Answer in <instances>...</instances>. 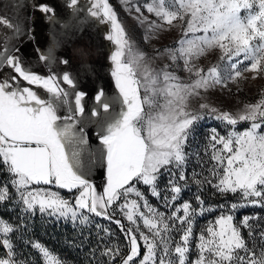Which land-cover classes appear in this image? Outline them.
Wrapping results in <instances>:
<instances>
[{
  "label": "snow or ice",
  "instance_id": "snow-or-ice-1",
  "mask_svg": "<svg viewBox=\"0 0 264 264\" xmlns=\"http://www.w3.org/2000/svg\"><path fill=\"white\" fill-rule=\"evenodd\" d=\"M121 4L129 14H136L141 26L147 25L145 42L162 31L180 28L176 46L149 57L128 36L109 0H86L83 5L81 0H64L70 19L59 18L48 0L31 5L13 0V8L30 7L64 32L82 34L89 24L108 26L104 39L113 45L108 60L116 91L109 95L101 86L90 108L88 93L78 90L80 72L58 71L70 63L58 54L61 37L53 31L46 49L36 47L38 62L47 70L41 74L22 55L25 37L34 40L28 18L0 13V168L10 177L0 186V202L12 200L22 214L16 226L0 218V264H30L18 257L11 234L26 230L27 216L37 211L57 222L70 221L74 228L102 218L120 229L123 249L105 242L113 235L109 227L95 224L98 243L91 249L89 264H116L118 257L120 264H264L261 218L245 215L234 223L239 208L264 209V93L236 113L207 102L210 91L223 92L242 76V65H248L243 71L264 73V0H146L143 4L121 0ZM215 50L219 59L205 70L198 62ZM79 55L87 75L90 53L81 49ZM164 57L177 68L182 62L187 79L176 75L170 64L153 66ZM5 70L11 74L5 76ZM31 86L43 89L46 96L42 98ZM194 101H200L198 108H193ZM206 118L228 129L226 135L216 127L208 131L202 147L204 155L211 153L209 160L193 148L196 129ZM241 122L249 126L237 131ZM90 129H95V148L90 145ZM193 157L201 171L190 174L191 183L198 188L211 185L222 195L240 193L243 202L232 203L227 214L224 204L218 206L221 215L209 222L206 235L202 231L197 236L196 257L189 259L196 217L215 210L205 207L199 194L195 195L198 208L188 200L179 203L190 187L187 168ZM97 164L104 168L102 190L90 179ZM205 170L208 175H203ZM165 175L167 184L159 189ZM139 185L147 186L152 197L160 198L163 192L162 207L174 208L170 215L152 205ZM52 186L75 191L74 203L52 191ZM117 210L128 227L116 218ZM242 229L247 230V239ZM174 232L179 240H174ZM24 243L38 251L43 264H63L42 243Z\"/></svg>",
  "mask_w": 264,
  "mask_h": 264
},
{
  "label": "rangeland",
  "instance_id": "rangeland-1",
  "mask_svg": "<svg viewBox=\"0 0 264 264\" xmlns=\"http://www.w3.org/2000/svg\"><path fill=\"white\" fill-rule=\"evenodd\" d=\"M27 1H31V4H34L36 0H20L21 4H25ZM49 3L54 5L56 9V15L61 19H70L69 10L64 5V0H48ZM110 4L114 7L117 12L118 18L123 24L126 33L128 36L136 42L138 48L144 51L149 57H153L156 55L157 50L163 52L165 48L176 46V41L181 36V29L175 28L170 31H162L158 34L156 39H153L149 42H145L144 35L145 29L147 25L141 26L138 21L134 18L136 15L134 12L129 14L125 8L126 6L121 4V0H109ZM141 4L146 2V0H139ZM86 0H81V4H85ZM13 0H0V13H4L7 15H11L13 19H15L16 15L21 16V18H28V23L33 27V36L34 40H28L24 44L22 49V55L24 56L27 63H30L33 68L40 72L41 74H47L46 67L38 62L37 53L35 51L36 47H40L41 49H46L50 35L53 31H55L61 37V47L58 49V54L63 56L64 58L70 61L67 69L61 67L58 69L59 72H63L64 70L71 71L73 73L79 71L80 72V80H79V89L88 93L87 103L90 108L94 103L93 97L96 94V91L101 86L105 89V92L109 95L115 93V87L113 79L110 75V62L108 60V56L110 51L113 49V45L104 39V34L108 31V26L105 25H95L89 24L82 32V34L78 31L68 30L64 32L60 29L59 24L53 26L49 23L43 14L38 11H31L29 7L23 8V10L19 8H13ZM145 15H149L146 10L142 9ZM28 14V16L26 15ZM154 18V17H150ZM41 41V42H40ZM40 43L42 46H40ZM83 49L90 53L87 57V63L90 66L87 75L84 74L82 64L83 60L79 55V51ZM220 53L219 50H215L212 53L208 54L205 57H202L198 62L201 67L205 70L210 67L212 64L216 63L219 59ZM165 63L170 64L173 71L176 72L181 79H187L188 74L183 70L182 62L179 68L176 67L175 64L167 58H159L155 61L154 67H162ZM248 65L244 64L241 66L242 76L236 80V82H229L228 88L224 89L223 92L221 90H213L208 93L207 102L212 106L217 107L221 110H227L231 113H236L239 110H242L245 104L255 103L258 99L261 98V94L264 93V73H260L256 75L252 72L243 71ZM11 74V70H5L4 75L7 76ZM255 76V78H253ZM23 86H27L26 84ZM67 87L66 85H62ZM34 90L38 91V94L43 97L46 96L43 89H37L35 86ZM200 101H194L192 106L193 108H198V104ZM63 115V112L60 113ZM249 126L248 122H241L236 126L237 131H242ZM216 127L218 131L222 135H226L228 129L224 127L223 124L216 120L212 119H204L200 122L196 129V141L193 143V148H198L200 151V155L204 160H209L211 153L208 155H204V150L202 145L206 143L205 137L208 134V131ZM89 141L93 145L95 142V136L93 133L95 129L89 130ZM192 149L190 148L189 151ZM211 162L205 167H210ZM200 172L199 162L193 157L190 161V164L187 168V173L189 174V189L185 190L182 193V197L179 203H183L184 200H188L192 203L194 208H198L199 205L195 201V195H201L202 199L205 201V207H213L215 210L211 212H206L203 216H197L194 223L193 228V238L190 242L191 252L189 259H194L196 257L197 251L195 248V244L197 241V236L203 231L206 235V229L209 226V222H214L215 219L221 215V210L218 208L220 204H224L226 207L224 209L225 214L228 213V206L232 203H242V195L240 193H227L220 194L216 192L215 189L211 187V185H205L203 188H198L197 185L191 183L190 174L193 171ZM203 175H208L207 171L203 172ZM4 176V183L0 182V186H3L7 181H9L10 177L6 173L5 170L0 168V178ZM92 181L94 179L93 171L91 173L90 179ZM201 178V177H197ZM167 175L162 177L159 182L158 188L164 189L167 184ZM97 186L98 190H102V187L98 186L96 181H93ZM215 182V181H213ZM102 184V183H101ZM104 184V183H103ZM100 185V184H99ZM9 191L15 199V191L12 189L11 185H8ZM140 190L145 194L148 198L149 202L157 207L160 211H166L167 214L170 215V211L174 210H166L162 207V198L164 193H161L160 198L152 197L147 186L139 185ZM56 188V187H53ZM57 189V188H56ZM62 196L72 197V201L74 203V196L77 194L75 191L69 192L63 189H57ZM170 197V193H168ZM135 198V197H131ZM143 211L144 209L141 208ZM20 206L14 204L12 200L0 202V218H3L6 222L11 223L13 226L20 224ZM179 214H183L182 212ZM261 218L260 223L264 224V209L261 208H239L236 213H234V223L239 224V221L245 215H255ZM45 222H50L51 218L43 216ZM116 218L121 219V222L125 224L126 227L129 226V222L123 218V216L116 211ZM51 222H57L55 219H51ZM100 223L105 227H109L112 230L113 235L110 239L106 238L105 242L109 244H118L121 249L125 247V241L123 239V234L120 232V229L115 224H110L107 220L102 218H94V223L91 225H84L80 227L74 228L70 221H59L54 225L53 232L57 234V238L61 239V244L66 248L67 246H72L67 250L60 249L59 244L55 243V239L51 242L47 243L44 239L39 236H34L31 233L32 226L28 225L26 230L21 232H13L11 234V238L16 245V252L18 257L23 260H27L30 264H43L42 257L38 253L37 250L33 249L30 244L26 245L24 243L25 240L28 241H36L40 242L52 252L54 256H56L59 260L63 262V264H89V256L91 249L97 246V234L95 224ZM253 224L256 221H252ZM44 224V223H42ZM39 224V225H42ZM61 231V232H59ZM52 234V232H51ZM174 240H179V233H173ZM242 235L245 239L248 238V232L246 229H242ZM55 236V235H54ZM2 238V237H0ZM54 244V245H53ZM249 246H251V242H249ZM174 247V244H173ZM2 254V252H0ZM97 259L99 257V251L96 253ZM106 260V258H105ZM116 264H120L119 257L116 259Z\"/></svg>",
  "mask_w": 264,
  "mask_h": 264
},
{
  "label": "trees",
  "instance_id": "trees-1",
  "mask_svg": "<svg viewBox=\"0 0 264 264\" xmlns=\"http://www.w3.org/2000/svg\"><path fill=\"white\" fill-rule=\"evenodd\" d=\"M31 1H27L26 4L28 5H31ZM32 9L29 7L28 11ZM28 16V14H26ZM41 42V41H40ZM40 46H42V44L40 43ZM43 47V46H42ZM90 132V131H89ZM90 145L95 148L97 147L98 145V141L97 139L95 138V142L94 144L92 145L91 142H90ZM103 171H104V168L100 165V164H97V166L93 169V175L95 178H102L103 176ZM1 178L3 179V181H5L4 179V176H1ZM102 182V181H100ZM96 183L98 184V181H96ZM36 214H39V213H36ZM22 214L20 213V216ZM40 215V214H39ZM44 217L40 215V218L37 219V220H34V221H28V219H26V223L30 226H32L31 228V233L34 234V236H39L40 238L44 239L47 243H53L51 242L52 240H54L56 237L57 238V234L53 232L54 230V225H56L57 222H51V219H50V222H45V220L43 219ZM44 223V224H42ZM39 224H42V225H39ZM52 232V234H51ZM61 232V231H59ZM55 235V236H54ZM61 239H55V243L59 244L60 246H58L60 249H64L65 247L61 244ZM54 245V244H53ZM72 246H67L65 249L67 250L70 249Z\"/></svg>",
  "mask_w": 264,
  "mask_h": 264
},
{
  "label": "crops",
  "instance_id": "crops-1",
  "mask_svg": "<svg viewBox=\"0 0 264 264\" xmlns=\"http://www.w3.org/2000/svg\"><path fill=\"white\" fill-rule=\"evenodd\" d=\"M91 180H92V178H91ZM93 181H98V186H100V188L103 186V183H104V171H103V176H102V178L100 177V178H95L94 177V179H93ZM100 181H102V182H100ZM102 183V184H101ZM100 184V185H99ZM53 187H55V186H52V188H51V190L52 191H58L56 188H53ZM63 195V194H62ZM65 199H69L70 201H72V197H65V196H63ZM73 202V201H72ZM36 213H39L38 211L36 212Z\"/></svg>",
  "mask_w": 264,
  "mask_h": 264
},
{
  "label": "built area",
  "instance_id": "built-area-1",
  "mask_svg": "<svg viewBox=\"0 0 264 264\" xmlns=\"http://www.w3.org/2000/svg\"><path fill=\"white\" fill-rule=\"evenodd\" d=\"M0 182L4 183L2 178H0ZM39 218H40L39 214H35V216H32L31 214H29L26 219H28V221H34V220H37Z\"/></svg>",
  "mask_w": 264,
  "mask_h": 264
}]
</instances>
